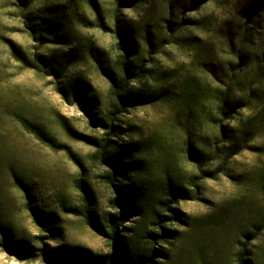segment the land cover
Wrapping results in <instances>:
<instances>
[{
	"label": "rangeland",
	"instance_id": "rangeland-1",
	"mask_svg": "<svg viewBox=\"0 0 264 264\" xmlns=\"http://www.w3.org/2000/svg\"><path fill=\"white\" fill-rule=\"evenodd\" d=\"M248 1L0 0V264H48L42 250L92 264L109 252L116 194L93 155L107 133L95 121L107 114L117 17L130 63L149 71L132 85L153 102L110 138L138 146L140 177L170 183L180 213L152 264H264V11L242 21ZM234 79L243 91L222 115Z\"/></svg>",
	"mask_w": 264,
	"mask_h": 264
},
{
	"label": "trees",
	"instance_id": "trees-1",
	"mask_svg": "<svg viewBox=\"0 0 264 264\" xmlns=\"http://www.w3.org/2000/svg\"><path fill=\"white\" fill-rule=\"evenodd\" d=\"M126 4L133 6L130 1ZM70 7L73 8V5ZM263 11L264 0H249L245 5L238 7L237 15L242 21L254 22ZM121 22V19L117 17L114 25L120 44L116 53L115 73H113L116 78L111 76L113 81L108 92L107 114L105 119L95 121L99 127L107 130V133L102 138V143H98L99 149L93 155V160L105 169L101 175L102 180L115 190L116 196L112 199L111 206L118 210V213L110 215L108 220L109 252L106 255L93 257L89 262L92 264H152L158 253L154 245L165 240L166 235L169 234L165 225L170 221L179 220L180 213L172 209V201L169 197H176V195L170 183L164 182L162 186L146 182L140 177V168L135 160L139 152L138 146L135 144L119 146L110 138L121 135L122 129L118 122L130 109L153 102L151 97L138 92L132 85L133 79L140 83L146 79L149 71L142 67H134L130 63L133 55L131 30ZM100 26L102 30L106 29L104 25ZM242 30L244 35H248L245 28ZM262 67H264V53ZM236 79L228 83L227 88H224L218 97V111L222 115H226L231 109L233 95L243 91V83H238ZM259 94L260 92L257 96ZM249 100L254 102L256 98L250 96ZM253 119L254 116L248 118L249 121ZM221 128L222 125L218 126L220 134L224 135ZM164 211H172L174 214L167 216ZM133 218H137L134 227L126 228L125 224ZM119 232H124V241L120 239ZM4 245L19 257L36 256V249H30L19 242L5 240ZM42 252L48 264H76L71 256L62 259L44 250ZM238 264H246L241 255Z\"/></svg>",
	"mask_w": 264,
	"mask_h": 264
}]
</instances>
